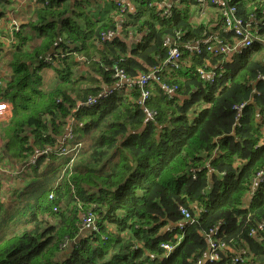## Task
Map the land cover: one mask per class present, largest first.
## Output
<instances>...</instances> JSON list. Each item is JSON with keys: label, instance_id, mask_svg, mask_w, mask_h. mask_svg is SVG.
I'll list each match as a JSON object with an SVG mask.
<instances>
[{"label": "trees", "instance_id": "trees-1", "mask_svg": "<svg viewBox=\"0 0 264 264\" xmlns=\"http://www.w3.org/2000/svg\"><path fill=\"white\" fill-rule=\"evenodd\" d=\"M166 1L128 0L134 11L127 6L122 14L114 0L105 9L113 15L101 20L85 12L84 2L70 15L63 1L44 0L31 25L41 27V44L16 33L24 45H14L12 75L0 81V103L12 108L0 138L1 155L24 164V187L9 190L0 182V264H196L208 253L206 235L218 227L228 250L215 264H233L231 250L240 249L250 263L264 264V185L254 190L264 170V82L258 80L264 57L255 59L264 41V0H230L245 21L256 17L259 40L229 59L207 51L190 56L183 46L205 34L214 31L231 44L233 35L224 33L222 20L217 28L212 21L197 24L196 0H179L169 10L162 8ZM119 15L124 38L127 28L138 38L135 47L118 36L108 39L118 35ZM169 41L182 50L183 67L164 71L161 84L152 85L145 108L156 116L149 120L139 86H119L114 71L123 68L136 82L162 66ZM78 57L92 65L82 78ZM48 67L59 82L43 91ZM221 67L225 74L215 84L200 80L199 68ZM106 87L111 94H104ZM91 98L99 103L85 105ZM240 104L246 106L237 123ZM70 131L69 148H80L73 158L59 156ZM57 159L61 172L54 181L47 176ZM182 208L193 224L180 229ZM88 214L94 227L84 232ZM163 244L173 251L167 254Z\"/></svg>", "mask_w": 264, "mask_h": 264}, {"label": "built area", "instance_id": "built-area-1", "mask_svg": "<svg viewBox=\"0 0 264 264\" xmlns=\"http://www.w3.org/2000/svg\"><path fill=\"white\" fill-rule=\"evenodd\" d=\"M198 3V8L202 9L198 11L197 14L203 17L206 16L208 11V5L206 0H196ZM230 0H213V4L216 5L215 8L219 15V21L222 20V30H224L225 34H232V42H224L217 33L205 34L204 38L198 43L194 44H186L185 49L190 54V56L201 55L204 51H207L215 56L224 55L228 59L232 57H236L238 55H242L245 51L251 49L256 41L259 40L257 29L253 27V25H257L258 21L254 15L250 16L249 21H245L242 17L239 16L238 10L235 6L229 5ZM116 7L119 8L120 12L123 14L127 11L128 0H115ZM129 7V6H128ZM169 10V9H167ZM206 11V12H205ZM169 17L171 12H167ZM166 17V18H167ZM12 32L14 34L19 32V27L16 22L12 23ZM117 34L111 32L108 35V39L114 38ZM6 38L0 36V42H4ZM262 46H264V41L261 40ZM166 46L169 47V53L166 60L163 62L162 66L154 69L148 74L141 75L136 82H132L129 77L125 74L124 70L120 68H116L114 71V78L117 80L119 85H125L126 87H130L132 84H136L141 89V98L139 104L144 108L145 113L149 120H153L155 117L154 112L148 111L145 106L149 101L152 95V85L153 84H161L162 81V73L164 71H177L180 70L183 66V52L178 47V45L174 44L172 41H169ZM47 62H51L50 58L46 59ZM200 80L209 85H213L217 82V79L221 78L225 74V70L221 67L218 70L208 68H199L197 70ZM258 80L264 82V76L259 75ZM163 88L166 90L168 95H174L176 92V88H170L168 86H164ZM112 93L111 89H108L104 92L105 95H109ZM97 98H91L85 105L87 106H96L98 104ZM246 104L236 105L234 107V111L236 112V121L239 123L243 109ZM10 112V106L7 104L0 103V124L6 119L7 113ZM74 135L70 131L60 142V146L58 149L59 156H69L72 155V158L75 156V153L80 148V145L75 146L73 149L69 148V141L73 140ZM50 148L43 151L42 154L50 153ZM38 156L34 157L30 165L33 166L36 164ZM264 184V170L257 174L254 179V190H257L258 187ZM251 201V199H249ZM181 214L184 217V222L180 226V229H183L189 222L193 224L192 216L186 209H181ZM83 228H93L94 220L91 214H88V217L83 219ZM264 226V225H263ZM252 234L255 235L256 232L252 231ZM219 235V227L212 229L209 234L206 235L208 241V253H207V261L203 262V260H199L196 264H215L220 261L221 254L228 250V247L225 243H222L218 240ZM162 247L167 250V254L173 251V247L170 245L163 244ZM241 255H235L233 259V264H239L241 261ZM243 262V260L241 261ZM240 262V263H241Z\"/></svg>", "mask_w": 264, "mask_h": 264}, {"label": "crops", "instance_id": "crops-1", "mask_svg": "<svg viewBox=\"0 0 264 264\" xmlns=\"http://www.w3.org/2000/svg\"><path fill=\"white\" fill-rule=\"evenodd\" d=\"M44 0H3L0 1V36L6 38L4 42H0L2 55L0 56V81L1 79L6 77L7 75H12V69L9 67V60L12 58V53L15 50L14 45H24L23 42H20L16 36L12 32V23L16 22L18 24L21 35L30 40V43L33 41L34 44L40 45L39 34L40 29L32 28L31 25L37 22V16L40 9L43 8ZM65 3L66 6L69 7L70 15H73L74 11L77 9L80 10L83 6H80V2H84L85 12H91L92 17L96 19L105 20L110 17L112 14L106 13V8L112 4L114 0H60ZM179 0H167L162 4V8H171L173 5H177ZM130 11H134V7L132 4L129 5ZM206 12V11H205ZM117 20H119L118 26V35L122 40H124L129 48L135 47L137 44V39H134L133 32L131 29L127 28L126 32H128V39L124 38L122 31L124 30L123 26L125 24V18L122 15H119ZM194 19L197 24H205L212 21L210 24L212 27H218L219 25V15L216 9L208 8L206 16H199V14L194 13ZM40 26V25H39ZM215 28V29H216ZM56 47V46H55ZM55 49L51 53H53ZM52 58L49 54L45 56V59ZM79 58V57H78ZM81 60H85V58H81ZM183 67V66H182ZM44 78V77H43ZM119 85V84H118ZM120 86V85H119ZM110 88H105V90ZM10 106L9 104H7ZM10 112L12 114V108L10 106ZM12 116V115H11ZM6 118L4 121H8ZM4 146V142L0 138V182L7 189H15L17 187L19 179V175L24 170V164L18 163L12 156L10 155H1L2 147ZM17 182V183H16ZM21 183V181H20ZM22 184V183H21ZM234 255H240L238 251L231 250ZM248 252V251H247ZM246 253V251H244ZM207 254L205 255L203 262L207 261Z\"/></svg>", "mask_w": 264, "mask_h": 264}, {"label": "rangeland", "instance_id": "rangeland-1", "mask_svg": "<svg viewBox=\"0 0 264 264\" xmlns=\"http://www.w3.org/2000/svg\"><path fill=\"white\" fill-rule=\"evenodd\" d=\"M134 39H136V38H134ZM261 52H262V54L259 55L258 57H256L255 58L256 60L260 59V58L263 59V57H264V54H263L264 53V46H262ZM81 58H83V57L76 58L77 59L76 61L79 63V65L75 69V71L78 72L80 78H82L84 76L83 70L84 69H90L92 66L89 63H87V61L85 62L84 60H81ZM94 59H96V56L94 57ZM229 71H231V68L227 69V72H229ZM42 76L44 77L43 78L44 79L43 91L44 90H50V89L54 88L57 85V83L59 82L57 75H56V72H55L53 67L45 68L42 71ZM60 162H61V159H57V161H55L54 166H53L50 174H48L47 178L50 177L52 180L56 181L57 177L60 175V172H61ZM49 187H50V185H49ZM90 229L91 228H88V229L84 228V232H86ZM238 253H240V255L242 256L241 261L243 260V262L240 261L241 263H244V260H247V264H254L252 262L250 263L248 259H244V258H247L246 257L247 255L244 253V251L242 249L238 250Z\"/></svg>", "mask_w": 264, "mask_h": 264}, {"label": "water", "instance_id": "water-1", "mask_svg": "<svg viewBox=\"0 0 264 264\" xmlns=\"http://www.w3.org/2000/svg\"><path fill=\"white\" fill-rule=\"evenodd\" d=\"M6 118H8V119L11 118V112L7 113ZM22 187H24V186L20 183V181H18L17 188H22Z\"/></svg>", "mask_w": 264, "mask_h": 264}, {"label": "bare ground", "instance_id": "bare-ground-1", "mask_svg": "<svg viewBox=\"0 0 264 264\" xmlns=\"http://www.w3.org/2000/svg\"><path fill=\"white\" fill-rule=\"evenodd\" d=\"M185 1V0H184ZM259 46V45H258ZM254 48V47H253ZM252 48V49H253ZM199 56V55H198ZM123 69V68H122ZM163 84V83H162ZM155 85V84H154ZM155 86H157V85H155ZM167 86V85H166ZM122 90V89H121ZM153 93V92H152ZM153 112V111H152ZM156 116V115H155ZM73 154H70L69 156H72ZM264 185V184H263Z\"/></svg>", "mask_w": 264, "mask_h": 264}]
</instances>
